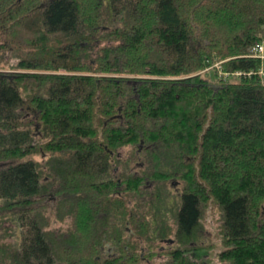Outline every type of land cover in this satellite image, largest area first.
Instances as JSON below:
<instances>
[{
	"label": "trees",
	"instance_id": "16d2710c",
	"mask_svg": "<svg viewBox=\"0 0 264 264\" xmlns=\"http://www.w3.org/2000/svg\"><path fill=\"white\" fill-rule=\"evenodd\" d=\"M262 38L264 0H0V264H264Z\"/></svg>",
	"mask_w": 264,
	"mask_h": 264
},
{
	"label": "rangeland",
	"instance_id": "374dc122",
	"mask_svg": "<svg viewBox=\"0 0 264 264\" xmlns=\"http://www.w3.org/2000/svg\"><path fill=\"white\" fill-rule=\"evenodd\" d=\"M8 53H6L7 55ZM15 60V59H14ZM2 70L10 72V71H14L13 69H8L6 68V65L2 68ZM209 79V78H208ZM140 145V143H139ZM142 148V145L140 147V149ZM138 149V148H137ZM135 149V151L137 150ZM133 152V153H131ZM118 153L121 157L126 158L129 156H133L134 159L131 161V165H133V168H138L140 166H143L142 164L144 163V156L143 155H136L134 153V151L132 150L131 146H126V147H121L118 149ZM135 155V156H134ZM34 158L35 159H39L41 156L38 152H34ZM43 179L46 178L45 174H42ZM175 178L173 177L172 179H170V181L174 180ZM179 187V184H178ZM51 192V194H50ZM40 196V195H39ZM37 196V197H39ZM55 198V193L52 190V186L51 188L49 187V190L44 194V196L39 199V202H36V200H34V204L35 205H39L41 204L40 207V211L41 214L43 215L45 221L47 222L49 228L52 229V231L54 232H58V231H63L66 227V222H65V218L63 220L57 219L56 217V213H57V208L54 206V200ZM218 207H216V205L214 203H207L205 209H204V213H205V217L206 220L204 221L205 225H203V232L209 237L210 239V250H216L217 247H220L221 243H220V238H219V233H218V228H219V213H218ZM59 210V209H58ZM68 219V218H66ZM167 239H169L170 237H166ZM166 239V240H167ZM164 240V239H163ZM164 240V241H166ZM172 242V241H171ZM167 243V242H166ZM165 243H160V245L158 247H156V252L153 253V251H147L148 249L145 250V248L143 249V251H141L140 253H142L141 256H143L145 259L143 260H139L137 264H166L169 259H170V255L171 253L168 251L169 249L165 247ZM165 247L166 249L163 252H159L160 248ZM173 247V246H171ZM143 248V247H141ZM83 255V254H82ZM216 263H219V261H217L215 259Z\"/></svg>",
	"mask_w": 264,
	"mask_h": 264
},
{
	"label": "built area",
	"instance_id": "2783aa9c",
	"mask_svg": "<svg viewBox=\"0 0 264 264\" xmlns=\"http://www.w3.org/2000/svg\"><path fill=\"white\" fill-rule=\"evenodd\" d=\"M247 56L259 58L261 60V66L258 69V74H260L262 80L264 81V38L257 40L251 46L250 51L247 54ZM217 64H215V65H217ZM205 70L207 71L208 68H205ZM236 74H238V72H236Z\"/></svg>",
	"mask_w": 264,
	"mask_h": 264
},
{
	"label": "flooded vegetation",
	"instance_id": "af4514ba",
	"mask_svg": "<svg viewBox=\"0 0 264 264\" xmlns=\"http://www.w3.org/2000/svg\"><path fill=\"white\" fill-rule=\"evenodd\" d=\"M114 171H116V168H115V170ZM180 183V181L179 180H176V179H174V180H172V181H170V184H172V185H174L175 187H176V189L179 191V187H178V184ZM50 194H51V192H50ZM44 196V194H42L41 196H39L38 198H42ZM167 238H165L164 240H166ZM164 240H162L163 242H168L167 240L166 241H164Z\"/></svg>",
	"mask_w": 264,
	"mask_h": 264
},
{
	"label": "water",
	"instance_id": "95a60500",
	"mask_svg": "<svg viewBox=\"0 0 264 264\" xmlns=\"http://www.w3.org/2000/svg\"><path fill=\"white\" fill-rule=\"evenodd\" d=\"M141 143H142V140H141V142H140V146H141ZM167 241H168V242H171V241H172V239H168Z\"/></svg>",
	"mask_w": 264,
	"mask_h": 264
}]
</instances>
